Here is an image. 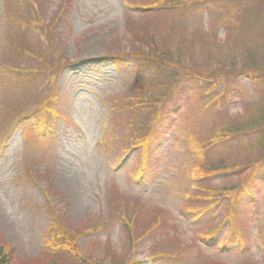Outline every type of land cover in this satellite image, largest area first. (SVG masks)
I'll return each mask as SVG.
<instances>
[{
    "label": "rangeland",
    "instance_id": "obj_1",
    "mask_svg": "<svg viewBox=\"0 0 264 264\" xmlns=\"http://www.w3.org/2000/svg\"><path fill=\"white\" fill-rule=\"evenodd\" d=\"M44 1L41 17L33 11H39L33 0H0V230L17 256L33 261L39 255L42 260L51 250L44 243L49 191L71 227L102 226L82 233L78 246L110 264L108 245L120 252L128 244L121 215L108 205L115 191L132 204L128 213L141 202L162 209L168 223L167 230L157 228L136 248L134 264H264V160L232 194V203L217 209L199 199L202 182L208 180L203 164L263 138L258 131L223 140L222 133L264 106V0H176L171 7L168 1L155 5L158 0ZM255 3L263 5L261 16L249 10ZM26 7L33 21L29 27L19 16ZM48 23L52 38L45 30ZM172 26L181 29L176 39L182 44L188 29L212 34V42L204 34L197 36L195 67L183 70L179 56L165 65L177 69L168 71L150 63L152 56L129 53L135 45L151 51L154 32L159 40ZM12 37L36 45L58 66L45 62L35 78L45 77L46 88L56 89L63 117L53 114L38 129L35 115L13 125L16 101L35 89L32 70L13 71L5 56L22 57L8 45L6 39ZM116 50L122 55L115 56ZM210 52V59L229 63L236 54V69L212 75L205 62ZM251 58L261 64L242 66ZM195 72L216 80L197 78ZM163 82H170L171 91L162 98L146 144L131 148L135 130L126 123L131 100L146 85ZM41 124L46 136L39 131ZM195 166L199 180L193 191L189 175ZM230 172L225 175L232 180ZM27 174H32L29 179ZM216 176L209 177L213 186L221 179ZM157 241L159 249L147 257Z\"/></svg>",
    "mask_w": 264,
    "mask_h": 264
},
{
    "label": "trees",
    "instance_id": "obj_2",
    "mask_svg": "<svg viewBox=\"0 0 264 264\" xmlns=\"http://www.w3.org/2000/svg\"><path fill=\"white\" fill-rule=\"evenodd\" d=\"M160 1H168L167 6L171 7V5H173L176 0H158L156 1L155 5L159 4ZM33 2L39 10L33 11H36L35 13H39V15L42 17L45 14V1L33 0ZM249 10L257 16H261L263 14V5L261 3H255L251 9L249 8ZM19 16L23 20L20 22L24 27H29L33 22L31 18L28 19L29 17H31V12L28 7H26V9H24L22 13L19 14ZM48 27L49 29L51 28V23H48L45 30L47 31L48 36L52 38ZM39 31V38L41 37L42 40H45L40 29ZM203 34L206 37L207 41H213L212 34H208V30L203 31L201 28L196 27V29L192 33L189 29L187 30L185 41L182 44L180 43L181 39H176L177 37L182 36L181 29H175L174 26H172L171 33H168L166 36L162 37L159 40L156 39V33L154 32L152 36L153 38L149 43V46L152 48L151 51H149V49L147 48L145 49L144 47L138 48L135 45L133 50H131L129 53L142 57L152 56L150 59V63H152L155 67H159V69L164 67V69L168 71L177 68H166L165 65L167 63L175 62L180 56L184 61L185 69L183 70H189L192 68V65L195 67V64L197 63L195 52L196 38L197 36ZM54 39L55 38L51 40L55 42ZM175 39L179 44H181V46L179 44H175ZM6 41L8 45H11L13 47L11 49L12 51L17 52V54L26 59L24 60L19 56L9 57L5 55L11 61L9 63L13 64H11L10 67L15 72L18 69L32 70V75H30L29 77L33 83V88L35 89V92H32L29 98L22 97L16 101L18 103L16 104V107L13 108V125L18 124L23 120L27 121L29 117L35 115V125H37L38 129V125L40 123L44 124V122H46V119H48V122H51V115L53 114L58 117H63V113L60 110L62 109L60 108L61 100H59V103L56 102V89L53 87H50V89L46 88V85L44 84L45 77L39 80L35 78V76L40 75L41 66L45 62H48L51 67L55 66L57 69L58 66L54 64V61H48L46 57L42 55L41 49L32 43H25L22 40L21 42H17L16 40H13V37L10 39H6ZM163 43L166 44L165 47H162V45H164ZM170 44H173L174 47ZM171 47H173L174 50L171 49ZM115 53V56H121L123 52L122 50H116ZM30 55H32V57L29 60ZM211 55L212 54L210 52L206 57L205 62H207V64L210 66L212 75L213 73L217 72L214 75L217 74L222 77L233 72L236 69L233 68L234 63L237 62L236 60H234L235 58H237L236 54H233V59L230 63L228 59L217 62L216 59H210ZM213 55H215V51L213 52ZM260 56L261 61L264 62V57L262 55ZM243 61L244 64L242 66L244 67L252 68L257 64H261V62L253 58ZM26 62L27 64L24 65ZM177 63L175 64L178 67L179 63ZM212 65H214V67H212ZM180 67L182 68V66ZM195 71L201 72L198 68ZM198 72H195V74L201 77L196 76L197 78L215 82L216 79L214 77L204 76ZM168 74L169 76H171L172 72H169ZM150 80L155 81V79ZM168 80H170V78H168ZM170 91V82H163V85H161V83H156L155 85L148 84L141 89L139 97L135 96L131 100V105L129 107V116L126 121L128 126L135 130V134L132 138V140L134 141V145H132L131 148L141 147L142 145L146 144L149 130L160 115L159 107L160 103L163 101L162 98L164 94H168ZM39 114H41L43 118L39 117ZM250 116L251 117L248 119L245 118L238 122H231L230 124H228L227 128L222 133V139L225 140L239 136H248L258 131L263 135V138L257 143L251 144L246 150L231 153L232 155L235 154L234 156L229 154L226 157L219 158L217 161L205 163L202 165L204 178L208 180H204L202 182L201 190L204 193L199 195V199L206 202L211 201L209 203L213 204L214 206L212 207H217V209H221V206L224 204V202L228 200V204L232 203V194L236 191V189H238L240 185L244 183V181L249 176H251L253 170L264 160V106H261V109L259 110H254ZM198 170L199 168L197 166L193 167L191 170L192 175H195V180L192 181V187L194 185L193 191L198 190V185L196 186V183L199 180L197 176ZM229 171H231L230 173L233 174L234 179L232 180H230L228 176L225 175L226 172ZM215 173H218L216 175H221V179L219 183L213 186L209 180V177L213 175V177L216 178L217 176L215 175ZM49 174L50 166H48L47 170L45 171V178H49ZM31 175L32 174H29V176ZM223 175L225 176L222 177ZM29 176L27 174L28 179ZM31 178L37 181V178ZM207 183H209L210 186H207ZM55 198V196L51 195V193L47 191L45 210L46 214L48 215L50 225L48 227V233L47 236H45L44 243L46 244V246L50 247L51 250H49L46 257L41 260V257H39L38 255L33 261L20 259V257L16 254V248L6 242L3 231L0 230V264H88V261L92 264H105L106 260L101 259L99 256H94L92 253L85 254L78 246V239L83 235L82 233H85L86 231L95 233L99 229H101L102 226H92L91 229L71 227L68 223V219L64 216L60 208V204L55 200ZM125 199L126 198L122 197L120 192L114 191L108 202V205L113 208V211L121 215L123 230L125 231L126 237L128 239V244L125 247H122V250L120 252L111 251L110 245H108L111 252V254L108 255L110 264H134L139 259L137 258L136 248L139 245L144 244V241L148 238L147 236L155 233L157 228L159 227L163 230H167L168 223L164 220L165 216L161 213L162 209L157 208L160 212L158 214L156 211L157 209L152 210L147 207L145 203L137 202V204L133 206L132 212L128 213V208L132 204H126L127 201H125ZM56 241H59L58 245L55 244ZM159 245L160 242L157 241L156 244L151 247V249L149 248L148 252H150V254L147 257H153L154 252L159 249ZM59 247H61L62 249L60 250ZM54 249L55 251L60 250L58 251L57 255L54 253ZM75 252L76 254L74 255ZM251 264L257 263L254 262Z\"/></svg>",
    "mask_w": 264,
    "mask_h": 264
}]
</instances>
